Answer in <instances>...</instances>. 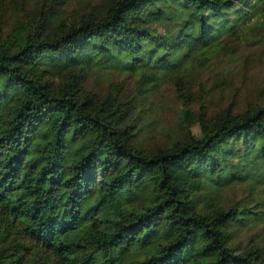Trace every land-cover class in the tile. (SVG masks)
<instances>
[{
  "label": "trees",
  "instance_id": "trees-1",
  "mask_svg": "<svg viewBox=\"0 0 264 264\" xmlns=\"http://www.w3.org/2000/svg\"><path fill=\"white\" fill-rule=\"evenodd\" d=\"M31 1L0 0V264H264L234 243L264 229V101L208 117L184 88L264 34V0ZM166 82L181 134L149 145Z\"/></svg>",
  "mask_w": 264,
  "mask_h": 264
},
{
  "label": "rangeland",
  "instance_id": "rangeland-1",
  "mask_svg": "<svg viewBox=\"0 0 264 264\" xmlns=\"http://www.w3.org/2000/svg\"><path fill=\"white\" fill-rule=\"evenodd\" d=\"M39 1L32 0L29 7L32 8ZM98 1L67 0V9L73 12ZM250 33L249 39L242 38L235 43L231 57H217L193 74L191 83L184 80V88L192 98V110L195 114L203 111L206 116L215 117L227 109L233 114H242L264 101V34L262 36L259 30H252ZM97 79V82L94 78L88 82V89L102 93L107 88L108 80L102 75ZM140 109L144 112L142 118L147 126L143 138L149 145L168 142L181 134V103L176 100L171 83L162 85L154 95L146 99ZM193 132L198 135L199 128L193 127ZM243 195L237 189L231 198L237 200ZM253 240H264L261 225L251 230L238 231L234 243L246 246Z\"/></svg>",
  "mask_w": 264,
  "mask_h": 264
}]
</instances>
